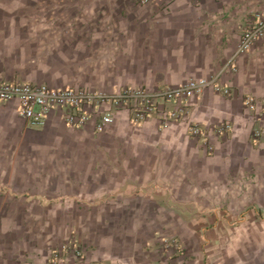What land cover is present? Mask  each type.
Masks as SVG:
<instances>
[{
	"label": "crops",
	"instance_id": "crops-1",
	"mask_svg": "<svg viewBox=\"0 0 264 264\" xmlns=\"http://www.w3.org/2000/svg\"><path fill=\"white\" fill-rule=\"evenodd\" d=\"M165 1L0 0V79L154 91L223 71L228 93L184 102L204 125L231 124L210 154L186 118L162 119L179 102L100 133L56 113L30 126L0 102V264H53L67 244L84 259L55 264H264V139L252 135L264 129V40L224 69L264 0ZM175 235L185 251L169 256L160 246Z\"/></svg>",
	"mask_w": 264,
	"mask_h": 264
},
{
	"label": "built area",
	"instance_id": "built-area-1",
	"mask_svg": "<svg viewBox=\"0 0 264 264\" xmlns=\"http://www.w3.org/2000/svg\"><path fill=\"white\" fill-rule=\"evenodd\" d=\"M137 1L145 5L151 0ZM173 2L175 0H166L163 9H167ZM260 40H264V12L257 13L247 20L241 33L238 49L224 69L237 72V57L250 51L252 46ZM221 73L209 79H189L187 83L180 86H165L154 91L145 87L136 89L122 87L118 91L110 92L85 84L56 88L35 81L0 79V102L14 103L17 116L22 117L30 126L43 125L51 113H56L70 128H81L94 121L96 131L99 133L125 112L133 121H142L158 114L160 105L179 102L175 108L165 110L163 118H186L188 138L194 140L199 148L211 154L215 148L211 137L226 136L231 131V124L224 121L210 127L199 123L193 119L188 104L184 101L210 86L215 87L219 92L228 93L229 86L218 85ZM245 102L253 113L258 114L259 105L254 96L247 95ZM252 135L260 141L264 139V129L256 128ZM67 255H73L75 259L82 260L85 249L77 244H67L54 252L52 263L58 262Z\"/></svg>",
	"mask_w": 264,
	"mask_h": 264
},
{
	"label": "rangeland",
	"instance_id": "rangeland-1",
	"mask_svg": "<svg viewBox=\"0 0 264 264\" xmlns=\"http://www.w3.org/2000/svg\"><path fill=\"white\" fill-rule=\"evenodd\" d=\"M163 105V104H162ZM162 105H160V108H159V110H160V112L158 113V114H155V115H158L157 117H159V114L161 113V111H162V109H161V106ZM165 109L166 110H171L170 108H166L165 107ZM173 109V108H172ZM190 111V110H189ZM190 114H191V112H190ZM191 116L193 117V119H195L194 118V116L191 114ZM131 118V117H130ZM159 118H161V117H159ZM181 118H184V117H181ZM162 119H164L163 118V116H162ZM131 120H132V118H131ZM143 121V120H142ZM135 122H140V121H135ZM199 123H201V122H199ZM190 139V138H189ZM4 189V188H3ZM3 191H8L7 189H4ZM205 213H208V212H199V214H205ZM172 237H174V238H172ZM171 238L172 239H166L164 242H163V244L160 246L161 248L163 247L164 248V250H167L166 252H169V256H173V255H176L177 253H179V252H181V251H185V247H184V244H183V242H182V240H181V238L179 237V236H177V235H175V236H172ZM79 246H82V245H79ZM170 249V250H169ZM86 250V249H85ZM86 253V252H85ZM57 263V262H56ZM53 264H55V263H53Z\"/></svg>",
	"mask_w": 264,
	"mask_h": 264
}]
</instances>
